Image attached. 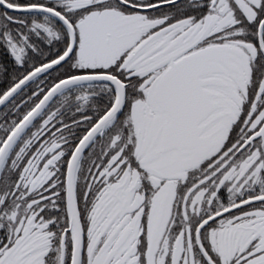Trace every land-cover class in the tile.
Here are the masks:
<instances>
[{
	"label": "snow or ice",
	"instance_id": "obj_1",
	"mask_svg": "<svg viewBox=\"0 0 264 264\" xmlns=\"http://www.w3.org/2000/svg\"><path fill=\"white\" fill-rule=\"evenodd\" d=\"M0 264H264V0H0Z\"/></svg>",
	"mask_w": 264,
	"mask_h": 264
}]
</instances>
